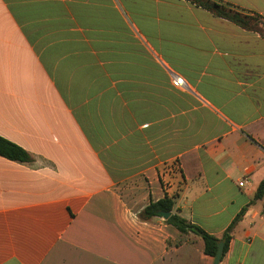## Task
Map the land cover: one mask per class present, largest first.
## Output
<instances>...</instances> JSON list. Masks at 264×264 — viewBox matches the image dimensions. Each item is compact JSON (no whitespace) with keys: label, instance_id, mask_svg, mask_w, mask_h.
I'll return each mask as SVG.
<instances>
[{"label":"crops","instance_id":"crops-1","mask_svg":"<svg viewBox=\"0 0 264 264\" xmlns=\"http://www.w3.org/2000/svg\"><path fill=\"white\" fill-rule=\"evenodd\" d=\"M215 1L264 23V0ZM0 137L30 157L0 156V264H212L168 218L220 239L240 213L219 264H264V25L187 0H0Z\"/></svg>","mask_w":264,"mask_h":264},{"label":"trees","instance_id":"trees-1","mask_svg":"<svg viewBox=\"0 0 264 264\" xmlns=\"http://www.w3.org/2000/svg\"><path fill=\"white\" fill-rule=\"evenodd\" d=\"M188 2L200 6L206 11L214 14L215 16L225 19L229 22L234 23L242 29L261 32V27L264 23L257 15H251L236 9L230 5L221 4L215 0H187ZM0 156L11 161L26 163L30 161L28 154L16 146L15 144L0 137ZM264 192V180L258 186L255 194V199H259ZM173 206V202L169 199H163L154 203H150L143 211L144 218L155 216L158 212H170ZM241 213L238 214L231 222L229 227L225 230L220 239L205 233L202 229L197 226L191 225L184 219L177 215H172L168 218V222L175 227L181 233L191 232L199 236L202 240L204 253L213 258L217 244L223 243L222 256L226 253L231 238V231L234 225L239 220Z\"/></svg>","mask_w":264,"mask_h":264},{"label":"built area","instance_id":"built-area-1","mask_svg":"<svg viewBox=\"0 0 264 264\" xmlns=\"http://www.w3.org/2000/svg\"><path fill=\"white\" fill-rule=\"evenodd\" d=\"M182 85H183V81H182V79H181V78H175V80H174V86H175V87H180V86H182ZM176 172H177V169H176L175 166L168 167L167 176H169L170 174H175ZM177 173H178V172H177ZM161 180H162V182H163V185L166 187V189H168L169 182H168L166 179H164L163 177H162ZM244 181H245V180H243L242 182H239V183H238V186H242L243 183H244Z\"/></svg>","mask_w":264,"mask_h":264},{"label":"water","instance_id":"water-1","mask_svg":"<svg viewBox=\"0 0 264 264\" xmlns=\"http://www.w3.org/2000/svg\"><path fill=\"white\" fill-rule=\"evenodd\" d=\"M158 215L167 219L170 216V213L169 212H158ZM222 250H223V243L219 242L217 244V250H216V253L213 257L212 264H219L220 263L221 258H222Z\"/></svg>","mask_w":264,"mask_h":264}]
</instances>
